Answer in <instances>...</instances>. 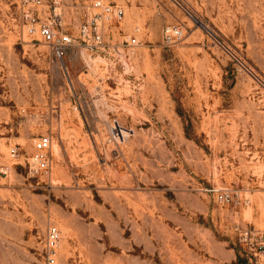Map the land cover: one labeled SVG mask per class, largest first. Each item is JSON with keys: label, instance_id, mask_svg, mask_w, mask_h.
<instances>
[{"label": "rangeland", "instance_id": "rangeland-1", "mask_svg": "<svg viewBox=\"0 0 264 264\" xmlns=\"http://www.w3.org/2000/svg\"><path fill=\"white\" fill-rule=\"evenodd\" d=\"M56 1L74 36L96 13ZM107 1L110 48L66 73L20 37L24 0H0V264H43L50 225L62 264H242L235 225L264 229V0ZM45 135L32 179L10 153Z\"/></svg>", "mask_w": 264, "mask_h": 264}, {"label": "built area", "instance_id": "built-area-1", "mask_svg": "<svg viewBox=\"0 0 264 264\" xmlns=\"http://www.w3.org/2000/svg\"><path fill=\"white\" fill-rule=\"evenodd\" d=\"M50 14L44 12L42 0H24L23 9L20 15V37L23 41L29 39L31 42H42L49 47L54 61L60 65L63 71L68 73L69 57L72 52H78L82 57L84 51L89 53H104L110 48L106 41V31L112 32L111 28L121 24L125 18V10L119 5L109 3L107 0H90V6L96 11L89 21L79 28L78 36L66 30L62 10L59 3ZM141 30L136 29L139 33ZM183 35L180 27L167 28L165 37L168 43ZM132 47L138 46L140 41L133 36L128 41ZM126 68L129 65L125 62ZM34 152L31 156H20L16 149L11 150V158L15 161L23 159L27 164L28 176L38 179L41 176L51 174L53 165V139L50 135L39 138L34 145ZM11 171V167L5 170V174ZM221 204H229L233 201L228 191L218 196ZM236 241L240 255L248 264H264V229L253 226L236 224L234 227ZM62 240V231L55 225L47 229L44 243V263L60 264L58 251ZM79 264H83L79 261Z\"/></svg>", "mask_w": 264, "mask_h": 264}, {"label": "bare ground", "instance_id": "bare-ground-1", "mask_svg": "<svg viewBox=\"0 0 264 264\" xmlns=\"http://www.w3.org/2000/svg\"><path fill=\"white\" fill-rule=\"evenodd\" d=\"M116 128H122V127H121V126H117ZM120 131H121V130H120ZM122 133H123V134H126V132H124V131H121V132H120V134H122ZM121 137H122V136H121Z\"/></svg>", "mask_w": 264, "mask_h": 264}, {"label": "trees", "instance_id": "trees-1", "mask_svg": "<svg viewBox=\"0 0 264 264\" xmlns=\"http://www.w3.org/2000/svg\"><path fill=\"white\" fill-rule=\"evenodd\" d=\"M240 256H241V255H240ZM241 260H242V261H240V263H242V264H243L244 262H246V260H245L243 257H241Z\"/></svg>", "mask_w": 264, "mask_h": 264}, {"label": "crops", "instance_id": "crops-1", "mask_svg": "<svg viewBox=\"0 0 264 264\" xmlns=\"http://www.w3.org/2000/svg\"><path fill=\"white\" fill-rule=\"evenodd\" d=\"M58 259H59V251H58ZM59 263L62 264V263H61V259H59Z\"/></svg>", "mask_w": 264, "mask_h": 264}]
</instances>
